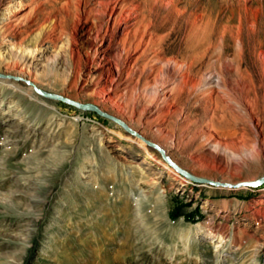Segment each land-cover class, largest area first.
Masks as SVG:
<instances>
[{
  "label": "rangeland",
  "instance_id": "obj_1",
  "mask_svg": "<svg viewBox=\"0 0 264 264\" xmlns=\"http://www.w3.org/2000/svg\"><path fill=\"white\" fill-rule=\"evenodd\" d=\"M131 1L126 66L79 0L0 2V264H264V0Z\"/></svg>",
  "mask_w": 264,
  "mask_h": 264
},
{
  "label": "bare ground",
  "instance_id": "obj_2",
  "mask_svg": "<svg viewBox=\"0 0 264 264\" xmlns=\"http://www.w3.org/2000/svg\"><path fill=\"white\" fill-rule=\"evenodd\" d=\"M3 0H0V2ZM31 1V0H30ZM36 1V0H35ZM87 1L89 0H79V4L77 7V12H76V16L79 25L77 27H75V30L73 31V34L71 36V38H73V41H76L78 39V32L77 30L79 29L81 24H85L87 22V20L89 19H95L97 22H100V26L97 29V36L100 37L102 34V37L99 39L101 41V45L100 47L97 48L96 51L100 50V48H102V46L104 45L105 40L107 39V37L110 38V41H112L111 38H113V36H116L118 31H122L124 37L117 43L118 45H120L121 49L119 48V53L120 56L122 58H120V62H123V65L126 66L127 64H129L130 58H131V53L132 51H139L140 47H142L144 45V43H146L147 45L151 44L152 39H149V41H146V36L148 35V26L147 24H145L146 21V13L149 10L150 7H147V5H143L142 3H134L131 0H97V7L91 8L88 7ZM139 2V1H138ZM75 4V3H74ZM77 4V3H76ZM1 5V4H0ZM90 6V5H89ZM73 7V6H72ZM151 13V12H150ZM68 15V14H67ZM75 15V14H74ZM153 17V16H152ZM76 20V19H75ZM151 22V21H150ZM153 22V21H152ZM92 25V24H91ZM99 25V23H98ZM97 23H94L93 26H90V30H93L94 32V27L98 26ZM152 26V25H151ZM187 27V26H186ZM153 28V27H152ZM96 29V28H95ZM150 29V28H149ZM89 31V30H88ZM92 32V33H93ZM89 33V32H88ZM102 33V34H101ZM155 33V32H154ZM157 33V32H156ZM190 34V33H189ZM150 35V34H149ZM155 35V34H154ZM112 36V37H111ZM121 37V36H120ZM158 39V38H157ZM115 40V39H114ZM201 42V41H200ZM111 43V42H110ZM199 43V42H198ZM112 44V43H111ZM145 44V45H146ZM76 45V44H75ZM109 45V44H107ZM106 45V47H107ZM116 45V44H115ZM73 46V45H72ZM111 47V46H110ZM115 48H117L115 46ZM143 48V47H142ZM104 51V48H102ZM108 49V48H107ZM189 49V48H188ZM114 50V49H113ZM141 50V49H140ZM102 51V50H101ZM146 50H143L141 56L145 53ZM166 51V50H165ZM193 51V50H192ZM201 51V50H200ZM205 51V49H204ZM72 53V70H71V74L74 75L77 73V67H75V64L77 63L76 60H81L82 57L81 55L78 53L77 50H75V48H73V52ZM115 53V52H114ZM134 53V52H133ZM137 53V52H136ZM159 55V53H157ZM163 54V53H162ZM105 55V54H104ZM188 56V55H187ZM116 57V55H115ZM117 57V58H118ZM200 57V55H199ZM116 58V59H117ZM118 58V59H119ZM175 58V57H174ZM177 58V57H176ZM179 58V57H178ZM192 58V57H191ZM122 59V60H121ZM153 59V58H152ZM202 59V58H201ZM204 59V57H203ZM202 59V60H203ZM87 64H92L93 63V59L92 58H87ZM112 60V59H111ZM132 60V59H131ZM179 60V59H178ZM189 60V59H188ZM135 61V60H134ZM172 61V60H171ZM175 61V60H174ZM174 61H172L173 63H175ZM197 61V60H196ZM5 62H7V60L4 57L0 56V64H5ZM76 62V63H75ZM79 62V61H78ZM116 62V61H115ZM189 62V61H188ZM187 62V63H188ZM192 62V61H190ZM199 62V61H197ZM81 63V61H80ZM86 63V62H85ZM116 63H119L116 62ZM171 63V62H169ZM200 63V62H199ZM86 64V65H87ZM133 64V63H132ZM162 64V63H161ZM176 64V63H175ZM180 66H183L182 63H180ZM186 64V63H185ZM202 64V63H201ZM187 65V64H186ZM79 66V65H78ZM117 66V65H116ZM131 66V65H129ZM127 66V67H129ZM148 66V65H147ZM152 66V65H151ZM179 66V65H178ZM126 67V68H127ZM132 67V66H131ZM153 67V66H152ZM151 67V68H152ZM189 67V65L187 66V68ZM150 68V67H148ZM162 68V67H161ZM171 68V66H170ZM195 68V67H194ZM122 69V68H120ZM129 69V68H128ZM154 69V67H153ZM169 69V68H168ZM181 69V68H178ZM186 69V68H185ZM184 69V70H185ZM137 70V69H136ZM135 70V71H136ZM151 70V69H150ZM156 70V69H155ZM167 69H164V71ZM172 70V69H171ZM183 70V69H182ZM133 71V70H132ZM181 71V70H180ZM187 71V70H186ZM120 72V71H119ZM160 72V71H159ZM179 72V71H178ZM182 72V71H181ZM150 73V72H149ZM157 73V72H156ZM163 73V72H162ZM167 73V72H166ZM170 73V71H169ZM168 74V73H167ZM188 74H190L188 72ZM78 75V74H77ZM169 75V74H168ZM193 75V74H190ZM73 77V76H72ZM177 77H180L179 75ZM175 76V78H177ZM186 77V76H185ZM9 78V77H8ZM187 78V77H186ZM185 78V79H186ZM191 78V77H190ZM193 78V77H192ZM184 79V78H182ZM179 80V79H178ZM198 80V79H197ZM1 81H5V83H7L6 79H1ZM182 81V80H181ZM199 81V80H198ZM195 84H198L197 82ZM9 82V81H8ZM178 82V81H177ZM188 82V81H187ZM173 84V83H171ZM175 84V83H174ZM180 84V82H179ZM179 84L178 87H179ZM189 84H190V79H189ZM194 84V82H193ZM168 85V84H167ZM187 85V84H186ZM174 87V86H173ZM177 87V86H176ZM177 87V88H178ZM181 87V84H180ZM18 86L15 85V90H18ZM33 88H36V86H34ZM165 88V87H163ZM183 87H181L182 89ZM186 88V87H185ZM191 89V88H190ZM172 89H168V91L166 92L165 96L166 97H170V95H172ZM177 90V89H176ZM179 90V89H178ZM186 90V89H185ZM192 90V89H191ZM166 91V90H165ZM190 91V90H189ZM163 92V91H162ZM170 93V94H169ZM174 93V92H173ZM177 93V92H176ZM190 93V92H189ZM179 95V93H177ZM175 95V94H174ZM172 95V96H174ZM249 94H247L248 96ZM246 96V97H247ZM176 97V96H175ZM175 97L171 98V101L173 99H175ZM163 98V97H162ZM167 99V98H166ZM164 100V99H163ZM169 100V99H168ZM249 100V99H248ZM165 101V100H164ZM247 102V101H246ZM248 102H251L250 100ZM163 103V102H162ZM252 103V102H251ZM245 104V103H244ZM169 105L167 104V107ZM247 106V105H246ZM248 113V112H247ZM249 114V113H248ZM253 115V114H252Z\"/></svg>",
  "mask_w": 264,
  "mask_h": 264
},
{
  "label": "water",
  "instance_id": "obj_3",
  "mask_svg": "<svg viewBox=\"0 0 264 264\" xmlns=\"http://www.w3.org/2000/svg\"><path fill=\"white\" fill-rule=\"evenodd\" d=\"M45 96L47 97H51V98H54V99H57V100H61V101H64V102H67L69 104H72L74 106H81V107H92L93 109H96L97 111H99L101 114L105 115V116H109L107 115L106 113L102 112L97 106L95 105H89V104H81L75 100H72L70 98H66V97H63V96H59V95H51V94H45ZM142 139H144L150 146L154 147V148H157L160 150V152L162 153V156L163 158L171 165L173 166L174 168H176L179 172H181L183 175L187 176V177H191V178H195V179H198V180H201V181H205V179L203 178H199V177H196L194 175H192L191 173H189L188 171H186L185 169L181 168L175 161H173L171 158H169L166 153H165V150L158 144L156 143H153L147 139H145L143 136H141ZM216 184L218 185H223V186H233V184H230V183H221V182H216ZM264 184V176L261 177L260 179L258 180H254V181H244V182H241L239 184H237L236 186L238 187H244V186H259V185H262ZM235 186V185H234Z\"/></svg>",
  "mask_w": 264,
  "mask_h": 264
}]
</instances>
